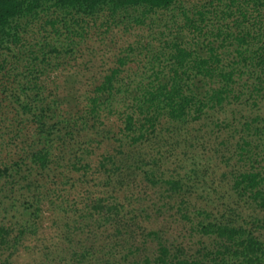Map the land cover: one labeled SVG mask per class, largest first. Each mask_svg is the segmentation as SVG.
Returning a JSON list of instances; mask_svg holds the SVG:
<instances>
[{
    "label": "trees",
    "instance_id": "1",
    "mask_svg": "<svg viewBox=\"0 0 264 264\" xmlns=\"http://www.w3.org/2000/svg\"><path fill=\"white\" fill-rule=\"evenodd\" d=\"M0 264H264V0H0Z\"/></svg>",
    "mask_w": 264,
    "mask_h": 264
},
{
    "label": "rangeland",
    "instance_id": "2",
    "mask_svg": "<svg viewBox=\"0 0 264 264\" xmlns=\"http://www.w3.org/2000/svg\"><path fill=\"white\" fill-rule=\"evenodd\" d=\"M120 35L121 33H118L117 31H115L114 33L113 31H111L110 33L102 36L103 42L98 43L99 46L97 47L98 51L96 50L98 52V58L95 60V63L99 62V57H103V55L109 56L113 54L115 48L117 49L118 45L121 46L120 37H119ZM115 40L116 42H114ZM100 48H102L103 51Z\"/></svg>",
    "mask_w": 264,
    "mask_h": 264
}]
</instances>
